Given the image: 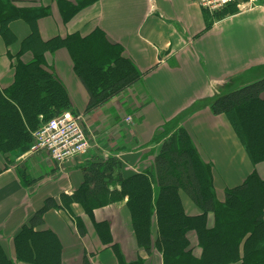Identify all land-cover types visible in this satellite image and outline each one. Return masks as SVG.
Returning <instances> with one entry per match:
<instances>
[{"label": "crops", "instance_id": "1", "mask_svg": "<svg viewBox=\"0 0 264 264\" xmlns=\"http://www.w3.org/2000/svg\"><path fill=\"white\" fill-rule=\"evenodd\" d=\"M9 1L19 8L48 9V16L37 23L41 40L71 34L85 37L99 30L122 48L142 75L137 86L84 114L88 95L73 73L69 55L65 50L45 54V65L65 87L82 118L90 149L61 165L41 152L0 155V247L9 259L15 258L13 238L51 199L59 209L45 212L35 230L55 234L62 248L61 264H82L84 256L90 264H118L112 250L97 238L93 222L108 224L112 242L127 263L139 258L143 264H162L156 250L147 255L137 246L126 200L97 209L89 218L78 204L62 208L60 197L71 196L81 187L82 171L89 162L114 158L121 163L123 177L151 167L161 147V141L152 143L153 138L175 118L201 160L211 165L217 201L253 170L264 180V162L253 168L226 117L209 110L218 97L264 78V0L218 19L192 0H93L66 24L57 0ZM9 29L15 42L7 47L0 37V90L13 84L15 57L30 33L22 20L11 22ZM30 59L25 54L21 60ZM179 197L187 216L201 214L183 192ZM76 221L84 229L82 237ZM212 226L209 214L207 227ZM151 233L154 241L155 221ZM187 238L190 248L196 249L194 233Z\"/></svg>", "mask_w": 264, "mask_h": 264}, {"label": "trees", "instance_id": "2", "mask_svg": "<svg viewBox=\"0 0 264 264\" xmlns=\"http://www.w3.org/2000/svg\"><path fill=\"white\" fill-rule=\"evenodd\" d=\"M92 3L56 2L64 24ZM236 12V6L229 5L219 17ZM48 14L45 7L19 8L9 0H0V37L7 47L15 42L9 29L11 22L22 20L30 29L15 57L14 82L0 90L1 156L29 152L32 134L49 120L65 112L79 116L65 87L45 65V54L65 50L69 55L73 73L88 95L84 114L141 82L142 75L123 55L122 48L110 43L99 30L85 37L71 34L41 40L37 23ZM25 54L31 55L26 63L21 60ZM209 110L226 117L253 168L264 162V78L218 97ZM179 122V118L173 119L154 136L152 143L161 141L159 153L152 166L141 173L123 177L121 163L114 158L87 163L81 187L71 196L60 197L62 208L78 204L93 218V211L126 200L137 246L147 255L156 250L162 264H264V180L253 170L242 184L226 189L223 200L217 201L212 167L201 160ZM180 192L187 195L200 215L185 214ZM51 209L59 207L48 199L13 238L14 260L0 247V264H61L62 248L55 234L35 230ZM209 214L212 228L207 227ZM76 224L82 237L84 229L79 221ZM92 224L100 243L112 250L118 264H143L139 258L131 263L124 260L106 222ZM190 232L194 233L196 249L190 248ZM82 264H90L86 256Z\"/></svg>", "mask_w": 264, "mask_h": 264}, {"label": "built area", "instance_id": "3", "mask_svg": "<svg viewBox=\"0 0 264 264\" xmlns=\"http://www.w3.org/2000/svg\"><path fill=\"white\" fill-rule=\"evenodd\" d=\"M192 2L210 13L230 4H235L240 11L252 9L256 4V0H192ZM32 138L33 145L30 151L44 153L57 165L86 154L90 148L81 118L68 112L46 122L32 134Z\"/></svg>", "mask_w": 264, "mask_h": 264}, {"label": "rangeland", "instance_id": "4", "mask_svg": "<svg viewBox=\"0 0 264 264\" xmlns=\"http://www.w3.org/2000/svg\"><path fill=\"white\" fill-rule=\"evenodd\" d=\"M225 9H226V7H224L222 10H220V11H218L217 13H213V15H215V16H213L214 18H220L221 16H224V11H225ZM237 12H238V10H237ZM222 13V14H221ZM218 16H217V15ZM220 16V17H219ZM184 196H186L187 197V195L184 193ZM188 198V197H187Z\"/></svg>", "mask_w": 264, "mask_h": 264}]
</instances>
